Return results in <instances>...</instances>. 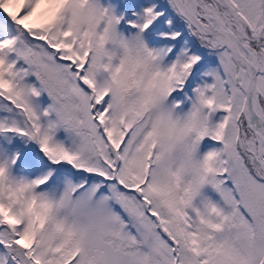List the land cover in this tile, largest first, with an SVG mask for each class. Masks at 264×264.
<instances>
[{
	"label": "snow or ice",
	"instance_id": "6c2138e0",
	"mask_svg": "<svg viewBox=\"0 0 264 264\" xmlns=\"http://www.w3.org/2000/svg\"><path fill=\"white\" fill-rule=\"evenodd\" d=\"M0 264H264V0H0Z\"/></svg>",
	"mask_w": 264,
	"mask_h": 264
}]
</instances>
